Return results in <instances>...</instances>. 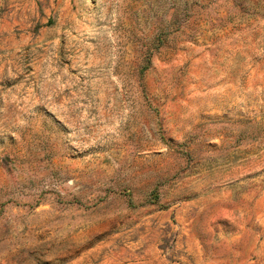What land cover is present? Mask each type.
Segmentation results:
<instances>
[{
  "label": "rangeland",
  "instance_id": "rangeland-1",
  "mask_svg": "<svg viewBox=\"0 0 264 264\" xmlns=\"http://www.w3.org/2000/svg\"><path fill=\"white\" fill-rule=\"evenodd\" d=\"M0 264H264V0H0Z\"/></svg>",
  "mask_w": 264,
  "mask_h": 264
}]
</instances>
